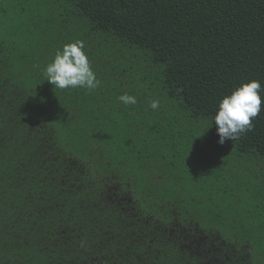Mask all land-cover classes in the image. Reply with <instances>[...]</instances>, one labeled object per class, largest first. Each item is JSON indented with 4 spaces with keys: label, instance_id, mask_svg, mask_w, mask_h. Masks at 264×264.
Returning <instances> with one entry per match:
<instances>
[{
    "label": "trees",
    "instance_id": "16d2710c",
    "mask_svg": "<svg viewBox=\"0 0 264 264\" xmlns=\"http://www.w3.org/2000/svg\"><path fill=\"white\" fill-rule=\"evenodd\" d=\"M77 40L99 85L57 89ZM0 264H264V0H0Z\"/></svg>",
    "mask_w": 264,
    "mask_h": 264
},
{
    "label": "clouds",
    "instance_id": "9594fccd",
    "mask_svg": "<svg viewBox=\"0 0 264 264\" xmlns=\"http://www.w3.org/2000/svg\"><path fill=\"white\" fill-rule=\"evenodd\" d=\"M84 48V42L80 40L64 44L62 50L46 65L45 80L60 90H93L98 87L99 81ZM261 90L260 82L253 79L220 99L212 116V122L217 126L219 144L223 145L226 140H239L242 135L253 131V119L261 112ZM119 100L125 105L137 104L136 97L130 94L120 95ZM149 107L153 111L157 110L159 101H151Z\"/></svg>",
    "mask_w": 264,
    "mask_h": 264
}]
</instances>
